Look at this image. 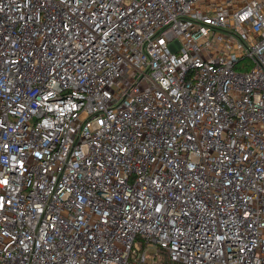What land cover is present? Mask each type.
I'll return each mask as SVG.
<instances>
[{
	"label": "built area",
	"instance_id": "built-area-1",
	"mask_svg": "<svg viewBox=\"0 0 264 264\" xmlns=\"http://www.w3.org/2000/svg\"><path fill=\"white\" fill-rule=\"evenodd\" d=\"M264 264V0H0V264Z\"/></svg>",
	"mask_w": 264,
	"mask_h": 264
},
{
	"label": "trees",
	"instance_id": "trees-1",
	"mask_svg": "<svg viewBox=\"0 0 264 264\" xmlns=\"http://www.w3.org/2000/svg\"><path fill=\"white\" fill-rule=\"evenodd\" d=\"M160 254V258L155 264H168L167 257L163 253Z\"/></svg>",
	"mask_w": 264,
	"mask_h": 264
}]
</instances>
